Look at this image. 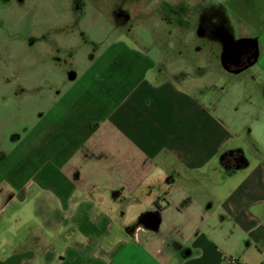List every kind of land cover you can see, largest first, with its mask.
<instances>
[{"label":"crops","instance_id":"obj_1","mask_svg":"<svg viewBox=\"0 0 264 264\" xmlns=\"http://www.w3.org/2000/svg\"><path fill=\"white\" fill-rule=\"evenodd\" d=\"M221 28L215 55L175 53L164 70L167 60L140 48L148 41L114 44L107 62L70 73L71 87L33 127L10 134V149L0 146V218L32 203V216L66 242L47 250L0 237V264H264V153L243 149L261 142L234 137L201 81L181 77L189 62L204 75L241 76L264 61L260 37ZM241 38L256 39L257 58L237 72L220 51ZM80 161L116 176L85 181ZM121 198L142 208L132 224L115 223Z\"/></svg>","mask_w":264,"mask_h":264},{"label":"rangeland","instance_id":"obj_2","mask_svg":"<svg viewBox=\"0 0 264 264\" xmlns=\"http://www.w3.org/2000/svg\"><path fill=\"white\" fill-rule=\"evenodd\" d=\"M245 2L250 4L248 10ZM119 6L131 16L124 25L115 19ZM229 7L234 11L229 12ZM228 24L237 38L257 36L264 43V0H0V146L10 149V134L33 127L58 91L71 87L70 73L83 74L102 56H107V62L114 44L148 41L151 46L140 48L167 60L161 65L164 70L176 64L169 62L175 53L192 59L215 55L216 44L206 36L198 38L196 29L200 27L207 34L214 29L212 33L218 36L217 25ZM183 68L187 72L181 77L201 81L207 100H215L222 122L234 130V137L261 142L254 147L247 145L244 153H264V81L258 78L264 61L249 66L241 76L224 71L204 75L191 71L190 62ZM164 76L169 79V73ZM82 172L85 181L99 183L116 176L96 161L83 164ZM126 202L124 198L115 202V223L117 219L134 223L142 209ZM24 204L10 208L25 207L17 219L8 213L1 216L0 237L12 247L25 240H29L26 245L47 250L65 246L66 239L59 234L62 230L46 225L42 216H32L36 207ZM46 263L57 260L51 257Z\"/></svg>","mask_w":264,"mask_h":264},{"label":"water","instance_id":"obj_3","mask_svg":"<svg viewBox=\"0 0 264 264\" xmlns=\"http://www.w3.org/2000/svg\"><path fill=\"white\" fill-rule=\"evenodd\" d=\"M241 46H249L250 50L252 51V55L250 58H248L247 63L244 66H240V62L242 60V54L244 51L237 50V48ZM234 57V58H233ZM257 58V44L256 39L253 38H241L237 40H233L232 42H229L222 54V64L225 68L231 70L232 65H235L236 68L234 71H241L245 67L249 66L253 61ZM234 59V60H233Z\"/></svg>","mask_w":264,"mask_h":264},{"label":"flooded vegetation","instance_id":"obj_4","mask_svg":"<svg viewBox=\"0 0 264 264\" xmlns=\"http://www.w3.org/2000/svg\"><path fill=\"white\" fill-rule=\"evenodd\" d=\"M114 15H115V19H116V21H117V24L118 25H124V24H126L127 22H130L131 20H130V18H131V16L129 15V14H127L125 11H124V8H122V7H117V10L115 9V13H114ZM217 26H220V27H218V28H216L217 29V35H221V33L223 34V31L221 30L222 28V25H217ZM214 30V29H213ZM213 30H211V32H209V34H207V31H206V34H205V36L206 37H208V38H214L215 37V35L216 34H214V33H212L213 32ZM196 32H197V37L198 38H203L202 36H201V34L202 33H204L203 32V29H201L200 27H198L197 29H196ZM205 38V37H204ZM31 45H34V42L31 44ZM222 49H221V51H220V56H221V58H222V55L221 54H223V52H224V50H225V48L226 47H221ZM239 51V50H242V51H244V53L242 54V60H241V62H240V66H244L246 63H247V61H248V58H250L251 57V55H252V51H249L250 50V47L249 46H241V47H239V48H237L236 49V51ZM53 57H58L56 54H54V56ZM234 58V57H233ZM234 60V59H233ZM232 67L235 69L236 68V66L235 65H232Z\"/></svg>","mask_w":264,"mask_h":264},{"label":"built area","instance_id":"obj_5","mask_svg":"<svg viewBox=\"0 0 264 264\" xmlns=\"http://www.w3.org/2000/svg\"><path fill=\"white\" fill-rule=\"evenodd\" d=\"M231 263H234L235 261L230 260Z\"/></svg>","mask_w":264,"mask_h":264},{"label":"trees","instance_id":"obj_6","mask_svg":"<svg viewBox=\"0 0 264 264\" xmlns=\"http://www.w3.org/2000/svg\"><path fill=\"white\" fill-rule=\"evenodd\" d=\"M237 262V261H236ZM228 264H233V263H231V262H228Z\"/></svg>","mask_w":264,"mask_h":264}]
</instances>
